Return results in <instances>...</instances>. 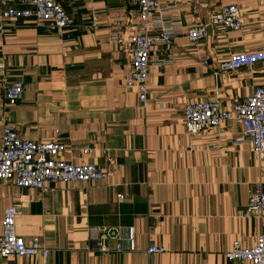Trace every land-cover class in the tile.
Masks as SVG:
<instances>
[{
    "label": "crops",
    "instance_id": "1",
    "mask_svg": "<svg viewBox=\"0 0 264 264\" xmlns=\"http://www.w3.org/2000/svg\"><path fill=\"white\" fill-rule=\"evenodd\" d=\"M55 1L71 21L67 28L20 19L0 31V143L6 126L23 140L59 142L66 147L60 158L97 165L106 177L49 182L45 193L0 182V233L5 209L20 206L16 233L46 245L45 264H249L225 253L235 241L249 248L264 235V212L243 215L250 187L264 192V158L238 122L190 135L183 111L197 101L231 110L264 86V62L220 72L229 55L264 41V0H161V8L178 6L182 32L227 5L238 6L242 26L210 28L198 44L181 34L154 48L145 109L126 87L128 41L141 32L135 0ZM16 81L22 97L9 106L4 89ZM109 230L101 252L93 234ZM149 247L164 252L149 254ZM0 264L42 261L9 256Z\"/></svg>",
    "mask_w": 264,
    "mask_h": 264
},
{
    "label": "built area",
    "instance_id": "2",
    "mask_svg": "<svg viewBox=\"0 0 264 264\" xmlns=\"http://www.w3.org/2000/svg\"><path fill=\"white\" fill-rule=\"evenodd\" d=\"M141 32L133 35L128 43L131 46V69L126 80V87L135 89L141 108L148 106V68L149 55L154 48L167 46L178 35H184L188 42L198 44L208 35L213 27L224 31L241 29V11L236 5L221 7L213 13L206 23H193L182 32L177 13V5L160 7L161 0H135ZM34 20L48 23L57 29L67 28L71 21L62 7L55 0H0V31L5 22L15 20ZM122 44L121 40H117ZM264 62V41L253 52L231 54L220 64V72L228 73ZM5 65L0 62V72ZM217 75V74H216ZM23 86L12 82L5 86L4 96L9 106H14L22 97ZM236 121L241 125V137L245 139L252 151L264 158V86L257 87L252 94L240 103L232 105L231 110L224 109L218 101H197L188 103L183 111V125L190 135L218 127L221 123ZM66 147L59 142H32L23 140L10 127L2 130L0 143V182L10 183L19 188H32L45 193L49 182L87 183L104 179L106 173L97 165H75L60 158ZM88 150H84L87 152ZM123 196L119 195L118 200ZM20 206L5 209L1 221L0 257L17 258L40 257L46 263L50 250L38 237L25 239L17 235L15 220L20 214ZM264 212V192L252 186L248 192V204L244 216ZM113 234L112 230L101 233L94 238L101 241L99 250L106 252L103 240ZM128 247L133 250V232L127 233ZM149 254L164 252L161 247H149ZM229 261L249 264H264V235H259L255 244L243 248L234 242L225 253Z\"/></svg>",
    "mask_w": 264,
    "mask_h": 264
}]
</instances>
